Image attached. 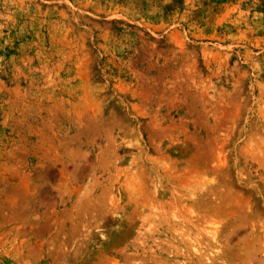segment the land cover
<instances>
[{"label": "rangeland", "instance_id": "374dc122", "mask_svg": "<svg viewBox=\"0 0 264 264\" xmlns=\"http://www.w3.org/2000/svg\"><path fill=\"white\" fill-rule=\"evenodd\" d=\"M0 264H264V0H0Z\"/></svg>", "mask_w": 264, "mask_h": 264}]
</instances>
